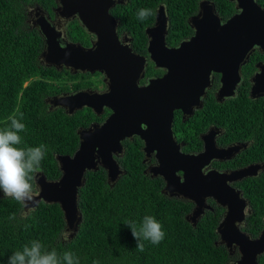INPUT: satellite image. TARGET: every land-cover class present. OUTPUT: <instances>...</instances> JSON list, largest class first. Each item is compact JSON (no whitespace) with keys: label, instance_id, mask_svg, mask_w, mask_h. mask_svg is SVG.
I'll list each match as a JSON object with an SVG mask.
<instances>
[{"label":"trees","instance_id":"16d2710c","mask_svg":"<svg viewBox=\"0 0 264 264\" xmlns=\"http://www.w3.org/2000/svg\"><path fill=\"white\" fill-rule=\"evenodd\" d=\"M122 1L110 9L117 22V34L128 36L134 53L146 55L145 30L153 25L159 6L165 7L168 18L166 44L174 47L190 36L188 18L198 11V3L203 0ZM208 1L215 4L223 19L230 16L233 3ZM37 6L49 11L54 0H0V129L8 126L10 116L22 117L23 144L47 146L40 173L54 181L61 175L56 156H71L77 150L78 128L103 120L88 108L72 115L59 107L49 108L48 98L74 93L85 86L78 80L83 74H70L68 70L59 71L40 63L43 39L27 25L28 10ZM141 9L150 10L151 15L139 19ZM67 35L71 42L90 44L87 31L78 21L69 24ZM152 65L145 69L147 78L153 71L157 73ZM211 95L212 91L204 99L198 115L182 128L207 125L216 107H223L214 105L212 97L209 100ZM221 114L226 121H234L227 125L239 128L238 132L257 130L264 125V103H254L246 110L236 102ZM176 120L178 123V118ZM123 147V156L117 158L123 173L112 186L107 183L106 171L101 167L86 172L84 185L78 189L80 222L66 243L57 242L59 233L66 228L58 204L42 202L30 218L10 220L14 213L19 217L20 205L0 193V264H8V257L32 240L41 241L49 249L55 247L58 253L73 252L79 264H229L231 257L227 249L216 244L222 209L215 206L214 211L205 212L193 225L186 219L193 205L163 194L162 178L143 172L142 145L125 140ZM240 187L250 206L242 230L256 238L264 227V173L242 182ZM146 215L153 216L162 225L165 236L155 245L144 241L141 252L136 249L137 242L125 224L134 221L139 226ZM257 262L264 264V253L258 256Z\"/></svg>","mask_w":264,"mask_h":264},{"label":"water","instance_id":"95a60500","mask_svg":"<svg viewBox=\"0 0 264 264\" xmlns=\"http://www.w3.org/2000/svg\"><path fill=\"white\" fill-rule=\"evenodd\" d=\"M231 1L236 2L241 12L223 24L210 2H200L197 16L188 20L195 35L172 49L165 43L168 28L165 7L159 6L154 25L145 34L149 62L166 73L144 86H139L138 81L143 77L145 59L131 50L130 39L118 37L117 22L110 14V9L123 3L122 0H55L56 17L76 18L94 36L89 48L62 43V34L45 19L36 21L38 27L34 28L44 41L40 57L45 65L82 73L96 71L105 76L107 85L103 94L86 90L47 100L67 114L84 107L96 116L102 114L104 107L110 111L102 123L77 131L79 145L73 155L56 156L61 172L57 180L49 181L38 174L43 203L59 205L65 230L72 235L81 218L78 189L84 185L86 172L101 167L112 186L123 173L114 159L123 155L121 142L139 136L145 143L146 156L156 152L158 166L147 172L151 177L163 178L162 193L194 204L187 221L195 225L204 207L207 208L205 199L213 198L225 208L216 228L219 238L216 244L223 245L229 254L237 249L240 258L232 264H258V256L264 253V227L256 238L239 229L247 204L229 187V183L249 174V169L230 175L218 172L203 175L202 169L215 156L213 145L205 146V152L199 155H185L179 152L171 134L172 112L178 109L189 115L194 106H201L200 98L209 86L211 72H220L230 82L226 85L223 81L220 91L231 96L238 82L239 64L254 45L264 48V11L253 0Z\"/></svg>","mask_w":264,"mask_h":264},{"label":"flooded vegetation","instance_id":"af4514ba","mask_svg":"<svg viewBox=\"0 0 264 264\" xmlns=\"http://www.w3.org/2000/svg\"><path fill=\"white\" fill-rule=\"evenodd\" d=\"M228 1L233 3V7H232V10L231 8H229L231 11H230V16L227 19H223L221 16H219L217 13L215 4L212 1H208L214 6L216 14L219 17L221 24L231 19L232 17L239 15L241 12L237 8L235 1H231V0H228ZM253 1L258 7H260L261 10L264 11V0H253ZM200 2L198 3V8H199ZM33 8L34 10L32 12H29L28 10V13H27V25L30 28L35 29L34 27H38L37 25H35L36 21H39L40 19H43V20L45 19L51 25V27H53L57 32H60L62 34V39H63V40L61 39L62 43L81 45L80 43L69 41L68 35H67L69 24L72 23L73 21H78V20L76 18L66 19L64 17H56V13L53 12L55 11V8H56L55 0H54V6L51 7L49 11L44 10L43 8L38 7V6L33 7ZM197 14H198V11H196V13L192 15L191 17L197 16ZM191 17H189L188 20ZM190 29L192 30L190 36L183 41H187L195 35L196 31L192 29L191 27ZM167 33H168V28H167ZM88 35H89L90 44L89 46L81 45L84 48H89L91 46V42L94 40L93 35H90V34ZM166 36H165V43H166ZM118 37L121 40L124 39L125 37L129 39L128 36L124 34L118 35ZM178 45L173 47V46L166 44V47L172 49V48H177ZM43 46H44V41H43ZM43 50H44V47H43ZM146 51H147V47H146ZM138 55L144 57L145 59L143 77L139 79L138 81L139 86L147 85L150 80L160 78L166 73L165 69L155 68L154 65H152L153 68L157 70V73L153 71L152 73L153 75L147 78L145 76V72H146L145 69H147L149 64H152V63L149 62L148 60V53L146 55H142V54H138ZM39 59H40L41 64H45L43 63L44 61L42 57H39ZM62 69L68 70L70 74H74V75L81 73L83 74L82 76L83 78L91 76L92 80L89 81L91 83L84 84L85 87L83 89L89 90L90 92L94 94L105 93L107 89V85L105 81V76L102 73H99L96 71L92 74L88 72L86 73H82L79 71L75 72V71H71L70 68H65V67H62L61 69H57V70L61 71ZM237 76H238V82L236 83V86L233 90V94L231 96H227L226 94L220 91L221 86L224 83L223 81H225L224 77L222 76L220 72H211L210 77H209V86L208 88L205 89L203 96L200 98L201 106L200 107L194 106L191 109L192 111L191 114L189 115H184L183 112L178 109L172 112L171 134H172V141L178 147L179 152L185 155H189V156L199 155L205 152V148H206L205 146L212 147L213 145L215 156L202 169L203 175L209 174L210 172H218V173L230 175L232 173L239 172L244 169H249L250 173L247 174L245 177L241 179H237L229 183V187L232 188L234 192L238 193L239 197L244 199L247 204L246 209H245V215H246L245 219L239 225V229L242 232H244L242 228L245 225L244 223H245L246 218L250 214V206H249V201L247 200L244 192L242 191L240 187V184L248 179L260 177L261 174L264 173V150H263L264 125H260V127H258L257 130H254V128H252L250 130L245 129V131L238 132L237 130L239 128L235 127L234 125H231V126L227 125V122L233 123L234 121H226L223 115L221 114V112L222 110L228 108L229 106L233 105L236 102L238 105H241L242 107L246 108V110L250 107V105L254 103H257V102L264 103V48L263 47L254 45L251 48L246 58H244V60L239 64ZM95 84H98V85L95 86ZM225 84L229 85L230 82L225 81ZM83 89L77 90L74 93L62 94L57 97H61L64 95H73L77 92L83 91ZM211 91H212V95L209 97V100H211V97H212L214 105H219L223 107L221 108L216 107L214 112L209 116L208 120L206 121L208 122L207 125L204 124L200 128H195L191 126L182 128V125H185L187 122L192 121L198 115V111L203 108L204 99H206V97H208V95L211 94ZM219 91L222 93V95L219 94ZM49 99L51 98H48L47 100ZM47 100L46 102L48 103ZM49 108L52 109L54 108V106H51L49 104ZM76 111H79V110H76ZM76 111H74L71 114H67L66 112L65 113L67 115H72ZM109 115H110V111L106 107H104L102 114L100 116H97V118H100L104 121ZM177 118L179 120L178 123H176ZM103 121L100 122L99 120H94L87 127H80L78 128V130L86 129L93 124H100ZM176 124L178 125L177 127H179V130H180L179 132H177V129L175 128ZM220 124H222L224 128L220 126ZM125 140H128L130 142L138 141L142 145L141 150L143 152L145 148V143L143 140L140 139L139 136H132L131 138H127ZM123 141L121 142L122 147H123ZM123 150H124V147H123ZM155 155H156V152H151L148 156H146L145 153L143 152L142 164H144L145 166V169L143 171L145 174L150 175V173H148L147 170L149 168H154L158 166V160L156 159ZM114 159L117 162V158L115 156H114ZM176 175L182 177L181 172H177ZM156 177H160V176H156ZM156 177H153V178H156ZM164 188H165V182H164V186L162 190H164ZM171 198H177V199H180L181 201H186V202L189 201V200H186L178 196H173ZM189 202L193 205L191 209V212H192L195 206L191 201ZM205 204L207 205V208L204 207L203 214L207 211H214L215 206L220 207L222 209V217L219 221L220 223L221 220L223 219L225 208L218 206L216 202L213 200V198H206ZM191 212L189 213V215L191 214ZM230 257L231 259H230L229 264L237 262V260L240 258V254L237 251V249H234L232 253H230Z\"/></svg>","mask_w":264,"mask_h":264},{"label":"clouds","instance_id":"9594fccd","mask_svg":"<svg viewBox=\"0 0 264 264\" xmlns=\"http://www.w3.org/2000/svg\"><path fill=\"white\" fill-rule=\"evenodd\" d=\"M149 15L151 11L148 9L138 12L139 19ZM21 119L10 116L8 126L0 129V193L20 205L19 217L14 213L9 219L23 221L32 216L37 204L43 202L38 174L47 146H24L21 133L25 131V125ZM125 225L137 242L136 249L141 252L144 251V241L155 245L165 236L162 225L153 216H144L139 226L134 221ZM71 235V231L66 229L59 233L57 242L66 243ZM8 264H79V259L71 251L58 253L55 247L49 249L41 241L32 240L13 252L8 257Z\"/></svg>","mask_w":264,"mask_h":264},{"label":"rangeland","instance_id":"374dc122","mask_svg":"<svg viewBox=\"0 0 264 264\" xmlns=\"http://www.w3.org/2000/svg\"><path fill=\"white\" fill-rule=\"evenodd\" d=\"M34 10V8H32V9H29V12H32ZM64 28H65V26H64ZM79 80H80V83H81V85H84V84H87V83H91V82H89V81H91L92 80V78H91V76H89V77H81V78H79ZM98 84H95V86H97ZM85 86V85H84ZM83 91H86V90H84L83 89Z\"/></svg>","mask_w":264,"mask_h":264},{"label":"bare ground","instance_id":"6f19581e","mask_svg":"<svg viewBox=\"0 0 264 264\" xmlns=\"http://www.w3.org/2000/svg\"><path fill=\"white\" fill-rule=\"evenodd\" d=\"M63 19H64V18H63ZM62 40H63V39H62ZM260 79H261V78H260ZM258 93H259V92H258ZM258 93H257V94H258ZM259 94H260V93H259ZM245 216H246V215H245Z\"/></svg>","mask_w":264,"mask_h":264}]
</instances>
